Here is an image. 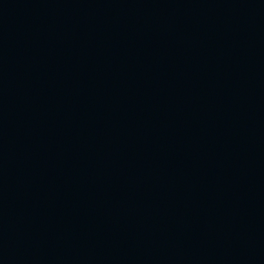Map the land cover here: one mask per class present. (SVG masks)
I'll use <instances>...</instances> for the list:
<instances>
[{"label": "water", "instance_id": "95a60500", "mask_svg": "<svg viewBox=\"0 0 264 264\" xmlns=\"http://www.w3.org/2000/svg\"><path fill=\"white\" fill-rule=\"evenodd\" d=\"M0 264H264V0H0Z\"/></svg>", "mask_w": 264, "mask_h": 264}]
</instances>
